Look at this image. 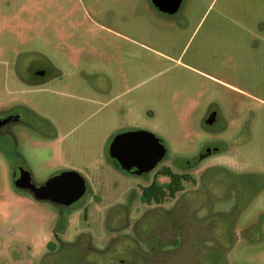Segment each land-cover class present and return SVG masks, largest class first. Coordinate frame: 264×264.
Listing matches in <instances>:
<instances>
[{"label":"rangeland","instance_id":"374dc122","mask_svg":"<svg viewBox=\"0 0 264 264\" xmlns=\"http://www.w3.org/2000/svg\"><path fill=\"white\" fill-rule=\"evenodd\" d=\"M37 67L48 81L23 84ZM17 104L59 138L24 131L18 153L0 149V264H264V0H183L173 16L150 0H0V109ZM134 130L166 148L144 177L108 153ZM13 167L35 184L72 170L88 190L62 218L13 186ZM161 167L193 182L141 203L140 186L167 182ZM54 231L77 253L48 255ZM78 235L108 255H84Z\"/></svg>","mask_w":264,"mask_h":264},{"label":"water","instance_id":"95a60500","mask_svg":"<svg viewBox=\"0 0 264 264\" xmlns=\"http://www.w3.org/2000/svg\"><path fill=\"white\" fill-rule=\"evenodd\" d=\"M182 1L152 0V3L164 12L173 13ZM108 153L121 170L142 175L152 171L165 158L166 148L153 133L134 130L115 135L109 144ZM13 184L19 190L29 191L35 200L61 202L65 205L79 200L86 189L84 179L75 171H65L50 177L41 186L33 184L28 171H21L14 177Z\"/></svg>","mask_w":264,"mask_h":264},{"label":"flooded vegetation","instance_id":"af4514ba","mask_svg":"<svg viewBox=\"0 0 264 264\" xmlns=\"http://www.w3.org/2000/svg\"><path fill=\"white\" fill-rule=\"evenodd\" d=\"M150 3L153 6L155 11H157L159 13H163V14H165L167 16L175 15L180 9V7H179L175 12L167 13V12H164V11L160 10L156 6H154V4L152 3V0H150ZM19 79H20V81L23 84H26V85H29V86H39V85H42V84H44V83H46L48 81V79L46 78V70L43 67H37V68H31V69L29 68L27 70V72L24 73L23 76L19 77ZM218 119H219V115H217L216 113H213V112H208L202 118V124L205 127L206 126H213L218 121ZM0 120L2 121V124L0 125V149L2 151H4L10 157L12 156L13 152L18 153V151H17L18 150V135H19L20 132L27 131V132H29L31 134L41 135V129H42L44 131H48L49 133H51V135H50L51 139H55V138L58 139L59 138V135H57V129H56L57 127H56V125L48 117L37 113L35 110H33L32 108H30L28 105H25V104H17V105H14V106H10V107H6V108H3V109H0ZM37 126L39 128H37ZM214 153H216L215 150L205 149L199 155V157L197 159L200 161L203 158L208 157L209 155L214 154ZM111 161H112V163H113V165H114V167H115V169L117 171H119L121 173H125V174L136 175L133 172H125V171L121 170L120 168H118L114 164L112 159H111ZM20 170L21 169H18V168H14V167L12 168V182H13L14 177H17L20 174V172H21ZM26 171H28V170H26ZM65 171H72V170H64V171H61L59 173H56V174L52 175L51 177H53L55 175H58V174H60L62 172H65ZM150 173H151V171L149 173L142 174V175H136V176L144 177V176H147ZM175 173H177V172H175ZM156 174H157V172H156ZM158 177H165V176H158ZM165 178H167V177H165ZM154 180H156V178H153L149 184H151ZM167 181H168V178H167ZM45 182L40 183V184H35L33 182V184L36 185V186H41ZM148 185H146V186H148ZM13 186H14V184H13ZM146 186H140L139 197H140V194H141V189L143 187H146ZM85 187H86V189H85V193H86L87 190H88V186H87L86 182H85ZM20 191H22V190H20ZM24 192L29 193L32 196V198H34L33 195L29 191H24ZM85 193L83 194V196L85 195ZM82 197L79 200H77L76 202H74L72 204H69V205H65V204H63L61 202H53V201H48V200L39 201V202H47V203H50V204L54 205L55 208L57 209V211L59 212L60 217L63 218L64 211L68 210V209H70L72 207L77 206L79 201L82 199ZM148 205H150V204H148ZM62 221H63V219H62ZM62 223H64V222H62ZM58 234H59L58 231H54L52 233V236L50 237L51 241H49L48 243L45 244V250H47L48 255L53 254V252H55L56 250H60L61 252L65 251V252H68V253L69 252L77 253L78 250L75 251L72 248H65V250H64L63 247L65 245L67 247H70L72 245V243L70 241L69 242H63L62 239L60 238V234L59 235ZM82 240H83V244L87 243V245H88L87 246L88 251H85L84 255H97V256L98 255L99 256L108 255V252H107L106 249H103V248L102 249H95L94 247H92V245H90L89 238L88 237H84L83 235H81V236L78 235L75 238L76 246H79L80 242ZM115 240H117V239L115 238ZM77 249L81 250V248H77ZM109 261L110 260L108 259V262ZM91 263H93V262H91Z\"/></svg>","mask_w":264,"mask_h":264},{"label":"trees","instance_id":"16d2710c","mask_svg":"<svg viewBox=\"0 0 264 264\" xmlns=\"http://www.w3.org/2000/svg\"><path fill=\"white\" fill-rule=\"evenodd\" d=\"M157 175L167 177L168 181L160 184L154 180L148 186L143 187L139 198L144 204H162L166 198H174L177 193L181 192L184 182H193L189 174L175 173L169 167H161Z\"/></svg>","mask_w":264,"mask_h":264},{"label":"crops","instance_id":"0c3cea01","mask_svg":"<svg viewBox=\"0 0 264 264\" xmlns=\"http://www.w3.org/2000/svg\"><path fill=\"white\" fill-rule=\"evenodd\" d=\"M249 126H246V129L248 128ZM242 142H244V140H241V141H239V140H236V144L237 145H240V143H242ZM248 177H250V178H252L253 176H257V175H253V174H249V175H247ZM259 178H262V181H264V174L263 175H261ZM257 179V178H256ZM264 186V185H263ZM262 198H263V201H264V189H263V191H262V193H261V195H260ZM250 206V205H249ZM248 206V207H249ZM264 208V207H263ZM258 234V233H257ZM257 234H255L253 237H255L257 240H258V238H262V239H264V234H262V235H260V236H262V237H259V235H257ZM262 252V254L261 255H263L262 257H263V262H264V250H262L261 251Z\"/></svg>","mask_w":264,"mask_h":264}]
</instances>
